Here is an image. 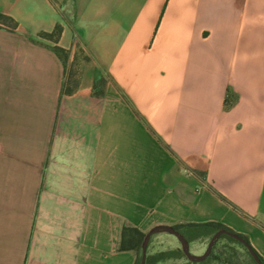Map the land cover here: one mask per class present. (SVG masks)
<instances>
[{
    "label": "crops",
    "instance_id": "0c3cea01",
    "mask_svg": "<svg viewBox=\"0 0 264 264\" xmlns=\"http://www.w3.org/2000/svg\"><path fill=\"white\" fill-rule=\"evenodd\" d=\"M0 12L17 21L0 26V264H134L123 226L206 221L264 257V0Z\"/></svg>",
    "mask_w": 264,
    "mask_h": 264
},
{
    "label": "trees",
    "instance_id": "16d2710c",
    "mask_svg": "<svg viewBox=\"0 0 264 264\" xmlns=\"http://www.w3.org/2000/svg\"><path fill=\"white\" fill-rule=\"evenodd\" d=\"M56 3V0H51ZM0 26H5L10 29L17 27V21L10 15L0 12ZM62 31L60 24L56 25L52 32H41V36L54 39L57 41ZM53 49L64 60L67 61L68 51L59 45H54ZM88 57H86L87 59ZM106 79L99 73L96 76L93 86V93L95 95H102L104 93V86ZM78 81L74 77V72L71 71L68 80L64 84V92H72L77 87ZM179 229L184 236L190 241L197 238L212 235L221 228L234 231L230 227L216 221L196 222V223H180L174 225ZM248 240L247 236L238 233ZM145 236V231L134 226H123L121 231L120 248L133 250L136 253V261L134 264H140L142 242ZM225 239L226 242L218 247V243L212 247L208 256L200 261H191L187 258L182 248L179 246L172 247L165 250H159L155 253L147 252L146 264H257L247 247L238 239L224 233L219 239ZM219 239L217 241H219ZM249 241V240H248ZM258 253V252H257ZM264 262V257L260 255ZM184 258L183 262L179 260Z\"/></svg>",
    "mask_w": 264,
    "mask_h": 264
},
{
    "label": "water",
    "instance_id": "95a60500",
    "mask_svg": "<svg viewBox=\"0 0 264 264\" xmlns=\"http://www.w3.org/2000/svg\"><path fill=\"white\" fill-rule=\"evenodd\" d=\"M158 232H167V233L175 235L181 244V248H182L183 252L187 256V258L191 261L203 260L206 256H208L210 254L213 245L219 239V237L222 234L226 233V234L238 239L240 242H242L247 247V249L249 250V252L251 253L252 257L254 258V260L256 261L257 264H264V262L262 261V259L258 255L257 251L250 244V242L248 240H246L243 236L238 234V232L230 231V230L225 229V228L219 229L210 238L205 251L203 253L197 254V253H193L190 250V242L184 236V234L179 229L174 227L173 225H168V224L153 225L150 229H148L145 232V236H144V239L142 242L140 264H146L147 249H148V244H149L150 238L154 233H158Z\"/></svg>",
    "mask_w": 264,
    "mask_h": 264
},
{
    "label": "rangeland",
    "instance_id": "374dc122",
    "mask_svg": "<svg viewBox=\"0 0 264 264\" xmlns=\"http://www.w3.org/2000/svg\"><path fill=\"white\" fill-rule=\"evenodd\" d=\"M174 237H175V239L173 240V242L168 240V239L156 241L150 247L149 252L155 253V252L160 250L159 248H163V247H166L165 249H169V248H172L171 246H173V245H177L181 248V244H180L178 238L175 235H174ZM210 238H211V235H208L206 237H201V238H197L195 240L190 241V250L193 253H197V254L203 253L207 247V244H208ZM216 242L218 243L217 246L220 247L226 242V240L221 238V239H219V241H216ZM165 249H161V250H165ZM147 252H148V249H147ZM179 261L183 262L184 258H181Z\"/></svg>",
    "mask_w": 264,
    "mask_h": 264
}]
</instances>
